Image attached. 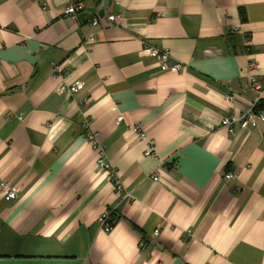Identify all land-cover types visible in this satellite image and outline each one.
<instances>
[{"label":"crops","instance_id":"0c3cea01","mask_svg":"<svg viewBox=\"0 0 264 264\" xmlns=\"http://www.w3.org/2000/svg\"><path fill=\"white\" fill-rule=\"evenodd\" d=\"M77 2L95 15L66 16ZM249 110L264 113V0H0V180L18 188H0V264H264V122L219 125Z\"/></svg>","mask_w":264,"mask_h":264},{"label":"built area","instance_id":"2783aa9c","mask_svg":"<svg viewBox=\"0 0 264 264\" xmlns=\"http://www.w3.org/2000/svg\"><path fill=\"white\" fill-rule=\"evenodd\" d=\"M84 9H85V6L81 2H77L74 4H69L64 9L63 13L71 19H78L79 13L83 12ZM114 19L115 18L113 15H109L107 17V20L109 22H113ZM97 23H98V19L94 18L92 21V25H97ZM85 41L94 42L95 41L94 35L85 37ZM145 52L149 57L155 58L159 66L163 68L168 65H169L170 71H179L182 68V64L180 62L170 63V54L167 50L158 49L156 47L150 46L146 48ZM247 71L249 75L250 85L256 88H259L256 82V79H255L256 65L253 61L247 64ZM79 87H80L79 82H75L71 84L62 82L56 87V92L59 94L65 95V96H71L78 91ZM225 99L230 101L233 99V97L230 94H228L226 95ZM17 118L20 119L21 118L20 115H18ZM122 120H123L122 115L118 114L116 116V121L121 122ZM257 121L264 122V113L249 110L241 117H235V116L222 117L219 121V125L225 128L230 134H232L233 125L235 123H240L243 125H246V124L254 125ZM83 128H84V133H85L87 142L97 152V159L95 161L96 168L99 171L104 172L107 175L108 180L112 183V186L116 192L122 193L124 197H130L131 192L124 191L115 167L107 159L105 148L103 144L97 139L96 131L88 123H86V121L83 124ZM131 128L133 132L137 135V138L146 140V148H145L144 154L146 156H154L155 154L154 143L151 139L148 138L146 132L142 129V127L139 124H134ZM233 177L234 175L231 172H226L223 175V178L225 180H232ZM151 178L154 182H157L159 180V175L157 174V172H154L153 174H151ZM0 188L5 192V196L7 200L14 199L18 192V188L10 184H7L1 180H0ZM97 223L101 226L104 232H108L111 226L109 222V211H105L101 213V215L97 219ZM158 233H159V229L156 228L153 231V235H157ZM189 233H190V230H186V234H189ZM143 246H144V243L143 241H141L140 247H143Z\"/></svg>","mask_w":264,"mask_h":264},{"label":"water","instance_id":"95a60500","mask_svg":"<svg viewBox=\"0 0 264 264\" xmlns=\"http://www.w3.org/2000/svg\"><path fill=\"white\" fill-rule=\"evenodd\" d=\"M104 8V4L102 5V9ZM102 10H100V12L98 13L100 16H102ZM95 15V9L94 8H91V9H88L87 10V13H84V14H80L79 17L80 18H85V19H89L91 17H93Z\"/></svg>","mask_w":264,"mask_h":264},{"label":"trees","instance_id":"16d2710c","mask_svg":"<svg viewBox=\"0 0 264 264\" xmlns=\"http://www.w3.org/2000/svg\"><path fill=\"white\" fill-rule=\"evenodd\" d=\"M110 214H111V212H110ZM110 214H109V216H110ZM109 222H111V221H110V217H109Z\"/></svg>","mask_w":264,"mask_h":264}]
</instances>
